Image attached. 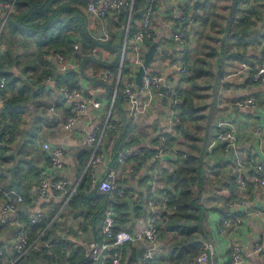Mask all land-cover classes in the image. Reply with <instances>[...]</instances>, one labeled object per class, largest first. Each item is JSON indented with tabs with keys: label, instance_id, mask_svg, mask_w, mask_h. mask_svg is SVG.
I'll list each match as a JSON object with an SVG mask.
<instances>
[{
	"label": "crops",
	"instance_id": "crops-1",
	"mask_svg": "<svg viewBox=\"0 0 264 264\" xmlns=\"http://www.w3.org/2000/svg\"><path fill=\"white\" fill-rule=\"evenodd\" d=\"M60 1L62 4L70 2ZM146 3L147 0H141L131 10L109 11L102 24L90 18L85 11V3L82 10L87 19L82 21L83 30L95 41L92 48H87L90 43L82 45L81 35L71 30L74 40L71 44L78 43L79 51L73 50L71 44L66 48L60 38L46 39L40 32L32 36L12 33L8 23L18 11L14 5L9 10L0 6V76L5 78L0 125L10 131L7 141L0 138V188H13L22 196V200L16 203L17 221L0 224V264H10L14 259L13 240L19 225L27 230L29 239L40 246V249L29 251L27 264H101L89 257L88 245L92 241H101L103 237V214L112 207L102 210L104 194L123 203V215L120 217L113 207V228L133 232L148 225L145 202L149 196L155 199V211L159 215H165L168 221L177 217L175 202L183 185L189 192L190 206L179 216V223L189 226V231L182 234L183 238H188L184 240L179 231L174 233L177 230L167 228L165 222L155 241L152 264H169L174 260V243L177 251L187 245L198 247L201 240H209L213 246L211 264H231V242L243 247L246 255L242 264H264V250L258 253L251 251L264 230V184H255L250 179L254 165H264V131L256 129L264 115V83L253 81L249 73L226 76L240 62L264 65V23L255 16L258 7L264 8V0H238L232 30L239 31L240 26L235 24L245 9L254 8V27L248 31L250 37L241 36L237 40L225 33L233 0H154L151 36L145 45L147 49L152 41H156L157 51L146 69L161 73L167 84L178 89L180 100L175 106L172 98L158 93L146 116L125 117L122 95L118 97L116 94L112 99L110 85L99 79L102 69L96 73L91 65H84L83 58L110 63L124 47V62L128 64L131 60L130 37L140 25ZM179 8L185 11L186 16L192 17L191 20L173 19L172 13ZM217 11H221L222 16H218ZM71 15L79 19L74 12ZM62 16L68 15L64 13ZM202 18L207 19V25ZM216 18L224 20L222 28H219L223 36L214 42L209 23ZM176 30L183 32V42L173 40L172 33ZM105 33L106 38L103 37ZM63 35L61 30V38ZM203 48H212L209 49V57L200 53ZM221 51L227 54L219 56ZM57 53L71 59L73 66L60 71ZM180 55L191 70L192 78L184 79L177 73L175 64ZM199 57L200 64L197 62ZM195 65H198L200 74L193 77ZM207 67L212 68L210 75ZM66 72L74 74L75 84L71 88H77L83 95L99 101L97 108L89 106L86 112L77 115L71 131H66L62 125L69 112L60 90L63 84L71 85L69 81L62 80ZM195 78L197 83L193 92L190 82ZM183 95H190L192 100L191 117L179 109ZM246 95L255 97L257 103L254 107L233 104V100ZM51 105L52 111L49 110ZM108 111V121L113 127L104 129L98 143L106 158L97 165L88 164L84 131L100 129ZM175 115L181 119L178 125L171 123ZM224 117H232L235 147L225 150L223 142L216 141L209 148L208 143L217 130L215 124ZM162 132L167 137L169 149L157 163L154 151ZM43 142L62 150V169L57 173L46 168L49 161L41 147ZM127 145L140 148L143 154L122 164L116 163L114 152ZM108 166L117 169L113 184L124 190L122 198L112 191H100L90 185L92 178H104ZM42 168H46L47 175L62 178L69 186L77 184L73 195L66 200L62 193L53 190L44 197L38 196L37 176ZM236 173L245 182L242 188L236 185ZM2 199L0 194V216ZM241 200L248 211L258 214L243 213ZM36 212H42L43 216L38 223L30 224L28 217ZM239 215L242 216L240 223H233ZM221 220H229L231 224L219 231ZM157 222L160 223L159 220ZM75 237L80 238L81 243H73L71 238ZM49 242H54L55 255L48 253L45 244ZM169 242L172 247H169ZM141 246L142 242L124 244L120 264H140L138 249ZM194 251L187 252L193 254L192 261L189 262L186 254L177 264H197V251Z\"/></svg>",
	"mask_w": 264,
	"mask_h": 264
},
{
	"label": "built area",
	"instance_id": "built-area-1",
	"mask_svg": "<svg viewBox=\"0 0 264 264\" xmlns=\"http://www.w3.org/2000/svg\"><path fill=\"white\" fill-rule=\"evenodd\" d=\"M15 0L1 1L0 6L9 10L13 8ZM134 0H88L85 5V11L92 20L98 21L100 24L103 23L106 14L109 11L119 10L126 8L131 10ZM154 0H147V3L142 12L139 27L131 35V60L128 64L124 62V47L121 48L119 61L114 69H104L99 73V79L110 85L111 87V98L113 99L117 93L122 95L123 102L125 104L124 115L125 117H137L146 116L150 113L151 109L155 104V96L160 93L159 87H163L161 94L172 98L173 105L179 104V91L167 84L166 78L158 72L149 71L144 69L139 84L135 81V72L142 64L143 52L146 49L145 42L150 38V26H151V13L153 11ZM172 18L178 21H184L185 19L191 20L192 17L186 16L185 11L182 8L175 10L172 13ZM94 36V35H93ZM104 38L107 37L105 33ZM173 40L177 42L184 41V34L181 30H176L172 33ZM73 50L79 51V44L74 43L72 46ZM56 58L59 61V70L66 71L73 62L66 56L57 53ZM177 73L188 79L192 76L191 70L186 67L185 60L178 58L175 64ZM124 70V71H123ZM242 73H249L250 78L253 81H260L264 83V65H255L249 62H240V64L232 69L226 76H234ZM5 89V78L0 76V103L3 101V90ZM64 103L68 106V115L63 122V127L66 131H71L74 121L77 115L86 112L88 107L97 108L99 101L91 96L83 95L77 88H71L70 86L63 84L60 86ZM256 99L253 95H246L233 100V104L237 107L249 106L254 107L256 105ZM49 110H53V105L49 106ZM109 111L105 114L104 122L100 129L89 128L86 129L85 137L88 145V159L87 163L91 165H97L102 163L106 158L105 152L99 149V137L103 133L106 127H113L108 121ZM180 116L175 115L171 120L174 125L180 124ZM216 132L213 139L208 143V147H212L216 141H221L224 144V149H234L235 147V129L232 122V117L219 118L216 122ZM258 131H264V115L262 116L261 122L256 126ZM10 137V131L6 127L0 125V138L3 141H7ZM42 149L45 151L48 157V165L46 168L59 172L62 169V150L58 146L51 145L48 142L41 144ZM169 145L165 133H160L157 139V146L154 151V158L156 162H161L165 153L168 151ZM143 154V150L133 146H123L114 152V160L118 164H122L124 161L130 158L137 157ZM46 168H42L37 176L36 192L40 197L46 196L49 192L56 190L62 193L65 199H69L76 191L77 184L72 186L67 185L66 181L62 178H54L52 175H47ZM117 174V169L112 166L107 167V172L101 180L92 178L90 185L104 192H114L118 198H122L124 190L122 188L115 187L113 179ZM236 185L238 188H242L245 185L239 173L235 175ZM250 179L253 183L258 185L264 184V165L257 163L254 165ZM0 194L2 195L1 205V216L0 224H4L8 221H17V206L16 203L22 200V196L19 192L10 189L0 188ZM243 207L242 212L245 214H258V212H251L245 208L244 201L241 200ZM157 206L155 199L149 196L145 202V210L148 225H144L133 232H129L125 229H114V208L110 207L104 211L101 225L102 240L92 241L88 245V254L93 261H98L101 264H120L121 262V248L126 243H143V252L140 257V264H152L156 252L155 241L160 235L161 227L165 224L167 217L165 215H159L155 211ZM43 216L42 212H36L29 215L28 222L30 224L38 223ZM160 221L158 223L157 221ZM242 220V216H236L233 223L238 224ZM158 223V225H156ZM161 226H160V225ZM231 221L221 220L219 222V231L225 229L226 226L230 225ZM14 250L15 256L10 264H14L18 258L25 257L28 259V253L31 249H40V246L35 240H30L28 232L22 226H17L14 236ZM73 243H81L80 238H71ZM48 249V253L55 255L53 250L54 242L45 244ZM230 249V260L231 264H242L246 253L243 251V247L235 242L229 244ZM264 250V230L260 237L254 243L252 247V253H258ZM104 252V253H103ZM214 249L209 240H203L201 247L196 254L195 262L197 264H211V257ZM2 252L0 250V258ZM103 259H100V258Z\"/></svg>",
	"mask_w": 264,
	"mask_h": 264
},
{
	"label": "trees",
	"instance_id": "trees-1",
	"mask_svg": "<svg viewBox=\"0 0 264 264\" xmlns=\"http://www.w3.org/2000/svg\"><path fill=\"white\" fill-rule=\"evenodd\" d=\"M141 3V0H134L133 7L136 6V3ZM234 4L231 6L229 17L227 19L226 23V29L225 33L227 36H235V40L240 39L241 36H248L250 37L249 31V24H248V18L249 9H245V13H241V18L239 21L236 22L235 25L240 26L239 31H233L232 30V24L236 20L235 14L238 9V0H233ZM241 1V0H240ZM87 0H70V2L61 3L60 0H15L13 5L17 9L18 13L14 16L13 19L9 20V29L12 33H20L24 36H32L36 32H40L43 35H45L46 39H62L64 41V46H70L74 40L71 38L73 34L70 33L71 30L77 31L79 35H81L80 41L82 42V45H85L86 42H89V47L92 48L94 46V38L86 31L83 30V19H87L86 14L82 10V6L85 5ZM52 4H56L54 7L50 8ZM249 8V7H248ZM75 13L78 15L73 18L71 15L72 13ZM68 15L67 17H63L62 14ZM62 16V17H61ZM79 22V23H78ZM242 27V29H241ZM85 28V27H84ZM237 28V27H236ZM61 30L64 32V35L61 38ZM79 40V38H78ZM71 44V45H70ZM92 46V47H91ZM86 47V46H85ZM119 52H117L116 57L114 60L110 63L106 62H99L91 57H84V65H91L94 69V71L97 73L99 69H114L119 61ZM193 77L194 75L197 76L200 74V69L198 68V65L193 66ZM124 71V70H123ZM74 74L71 72H66L65 76L63 77V82L69 81L71 85L73 86L74 83ZM192 78V76L190 77ZM120 93H117V96L120 97ZM11 103V102H10ZM9 109V112H11V107H7ZM179 109H181L182 114H187L189 117H191L192 112V100L189 96H184L182 99V102L179 106ZM84 178L81 180V185H83ZM115 195V194H114ZM107 196V197H106ZM116 196V195H115ZM189 192L186 190V187L183 185L180 196L178 200L175 202V208L178 213L177 217L172 218L171 220L166 221V227L169 229H174L179 231V233L182 235L183 233L189 231V226L184 223H179V216L183 213L184 209L190 206V202L188 201ZM108 206H112L116 209V211L119 213V217L122 216V207L123 203L119 202V200H111L110 196L103 195L102 198V210L104 211ZM115 228V227H114ZM116 229V228H115ZM183 237V235H182ZM188 237L183 238L186 240ZM191 246V245H190ZM177 247V244H173L172 252H176L175 261L171 264H177L179 261L182 260V257L189 252L186 249V246L183 247L182 250L175 251V248ZM196 248V246H194ZM195 250V249H193ZM189 262L192 261V256L188 255ZM28 259L25 257L18 258L14 264H27Z\"/></svg>",
	"mask_w": 264,
	"mask_h": 264
},
{
	"label": "rangeland",
	"instance_id": "rangeland-1",
	"mask_svg": "<svg viewBox=\"0 0 264 264\" xmlns=\"http://www.w3.org/2000/svg\"><path fill=\"white\" fill-rule=\"evenodd\" d=\"M258 6V5H257ZM253 6L251 5V7H250V9L252 8ZM255 7V6H254ZM253 10H254V8L252 9V10H250L249 12H251L250 13V16H249V22H248V24H249V28H253L254 26H253V18H252V15H253ZM256 10H258V14H257V12H255V16H256V18L258 19V18H260L261 19V22H262V24L264 23V8H260V7H258ZM214 11H216V9L214 10ZM217 14H218V16H222V12L221 11H217L216 12ZM202 19H205V18H202ZM201 19V20H202ZM203 21V20H202ZM204 22V21H203ZM204 23H206V25L208 24V22H207V19H205V22ZM223 23H224V20H221V19H219V18H216V19H213L210 23H209V25H211V27H212V30H211V32H210V34H212V35H214L215 37H212L211 38V40L212 41H214V42H217V41H219L218 40V38H221L222 36H223V33L220 31V29L219 28H222V26H223ZM257 24H259V23H257ZM214 30H217L216 31V33H214ZM79 35V34H78ZM208 35H205V38H208L207 37ZM217 36V37H216ZM229 40V39H228ZM232 40H233V38H232ZM231 41V40H230ZM230 43V42H229ZM232 44H230V46H231ZM209 49H212V48H203L202 50H199L200 51V53L201 54H203V56H205V57H209L208 56V53L210 52L209 51ZM228 50H229V48H228ZM227 50V51H228ZM199 53V54H200ZM226 54H227V52H225ZM200 54V55H201ZM226 54H224V52L223 51H221L220 52V55L219 56H225ZM205 57H203V58H205ZM188 58V57H187ZM196 61V60H195ZM197 62L200 64L201 63V57H199V59L197 60ZM207 70H208V72H209V74L208 75H210L211 73H210V71H212V68L211 67H207ZM192 81V80H191ZM191 83V89H192V91L193 90H196V88H195V83H197V79L195 78L194 79V81L193 82H190ZM194 92V91H193ZM185 95H183V97H184ZM190 96V95H189ZM178 231H174V233H177ZM184 234V233H183ZM185 238H186V236H184ZM183 238V237H182ZM203 240H201L200 242H199V244H198V247L195 249L197 252L199 251V249H200V247H201V242H202ZM172 242V241H171ZM171 242H169V244L171 243ZM168 244V245H169ZM169 247H172V244H170L169 245ZM186 249L188 250V251H190V253H194L195 251L193 250L194 248H192V246H190V245H187L186 246ZM196 252V253H197ZM189 254H187V256H188ZM191 256H193V254H190ZM196 255V254H195ZM175 261V259L174 260H171V262H169V264H171V263H173Z\"/></svg>",
	"mask_w": 264,
	"mask_h": 264
},
{
	"label": "water",
	"instance_id": "water-1",
	"mask_svg": "<svg viewBox=\"0 0 264 264\" xmlns=\"http://www.w3.org/2000/svg\"><path fill=\"white\" fill-rule=\"evenodd\" d=\"M157 51V43L156 41H152L147 49L143 52V60H142V64L139 66V68L137 69V71L135 72V81L137 84L140 83L141 81V76L144 72V69L148 66L149 62L152 60L154 53ZM163 91V87H159V92L162 93ZM144 247L141 246L138 249V254L139 256L142 255Z\"/></svg>",
	"mask_w": 264,
	"mask_h": 264
}]
</instances>
